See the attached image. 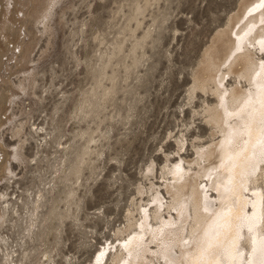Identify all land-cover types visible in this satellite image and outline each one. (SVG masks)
<instances>
[{"label":"rangeland","instance_id":"374dc122","mask_svg":"<svg viewBox=\"0 0 264 264\" xmlns=\"http://www.w3.org/2000/svg\"><path fill=\"white\" fill-rule=\"evenodd\" d=\"M47 2L0 0V264H88L170 200L165 166L217 139L192 87L245 0Z\"/></svg>","mask_w":264,"mask_h":264},{"label":"bare ground","instance_id":"6f19581e","mask_svg":"<svg viewBox=\"0 0 264 264\" xmlns=\"http://www.w3.org/2000/svg\"><path fill=\"white\" fill-rule=\"evenodd\" d=\"M242 5L215 34L192 87L216 97L204 115L217 139L198 147L195 159L165 166L170 200L156 190L138 222L128 217L127 237L97 249L88 264L113 257L114 264H264V56L257 55L264 51V0ZM20 148L13 155L23 161Z\"/></svg>","mask_w":264,"mask_h":264}]
</instances>
